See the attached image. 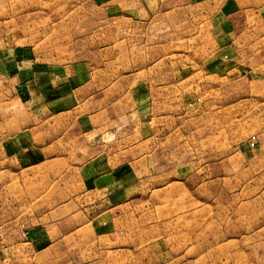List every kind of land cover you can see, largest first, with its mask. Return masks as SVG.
<instances>
[{
  "label": "rangeland",
  "instance_id": "rangeland-1",
  "mask_svg": "<svg viewBox=\"0 0 264 264\" xmlns=\"http://www.w3.org/2000/svg\"><path fill=\"white\" fill-rule=\"evenodd\" d=\"M16 47L97 112L47 154L0 67V264H264V0H0Z\"/></svg>",
  "mask_w": 264,
  "mask_h": 264
},
{
  "label": "crops",
  "instance_id": "crops-1",
  "mask_svg": "<svg viewBox=\"0 0 264 264\" xmlns=\"http://www.w3.org/2000/svg\"><path fill=\"white\" fill-rule=\"evenodd\" d=\"M23 50L18 47L0 50V67L4 72V75L1 74V76L13 82L16 90L25 87L30 92L32 100L36 97L42 100L40 101V110L43 114L40 115L45 117L39 120L40 126L43 125V128L35 139L39 149L46 150L47 154H52L49 151L62 144L64 145L63 149L69 147V150L70 142L79 139L80 136L79 131L74 129L75 126L79 125L84 118H87L85 121L88 118L92 119L97 111L96 109L82 111L88 98L83 99L78 90L72 94L70 86L74 79L72 80V73L69 72L70 67H56L53 64H49L47 67L39 64L28 66L27 62L30 58L25 55ZM43 68L45 71L42 70ZM75 77L78 76L75 75ZM78 83L80 82L78 81ZM69 91H71V95L68 94ZM43 99H46V102ZM30 115L32 119H38L40 116L34 112ZM56 143L58 144L56 145ZM39 149L37 148V150ZM110 184L113 182L110 181Z\"/></svg>",
  "mask_w": 264,
  "mask_h": 264
}]
</instances>
